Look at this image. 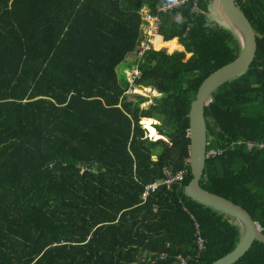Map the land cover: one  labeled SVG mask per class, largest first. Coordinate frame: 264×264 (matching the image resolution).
Here are the masks:
<instances>
[{"label": "trees", "instance_id": "obj_1", "mask_svg": "<svg viewBox=\"0 0 264 264\" xmlns=\"http://www.w3.org/2000/svg\"><path fill=\"white\" fill-rule=\"evenodd\" d=\"M170 1L0 0V264H212L237 246L238 222L184 192L191 104L240 51L233 27L216 20V0H199V14L190 1L160 16L159 35L184 50H151L138 62L136 86L161 96L126 94L139 11ZM235 4L257 49L210 94L206 151L223 153L205 160L199 184L240 205L264 234V150L244 148L264 144V0ZM234 264H264V244L255 240Z\"/></svg>", "mask_w": 264, "mask_h": 264}, {"label": "water", "instance_id": "obj_2", "mask_svg": "<svg viewBox=\"0 0 264 264\" xmlns=\"http://www.w3.org/2000/svg\"><path fill=\"white\" fill-rule=\"evenodd\" d=\"M218 14L233 27L240 41V51L235 60L210 74L200 85L189 112V167L191 179L185 186L187 197L229 214L239 224L241 237L237 246L227 255L212 264H234L258 240L264 244V234L259 224L252 221L249 214L238 204L204 190L199 180L206 160V125L204 108L211 101L210 94L222 83L233 79L247 69L254 59L257 49L256 34L246 18L238 10L235 0H216Z\"/></svg>", "mask_w": 264, "mask_h": 264}, {"label": "built area", "instance_id": "obj_3", "mask_svg": "<svg viewBox=\"0 0 264 264\" xmlns=\"http://www.w3.org/2000/svg\"><path fill=\"white\" fill-rule=\"evenodd\" d=\"M190 1L192 2V11L195 14H199L200 13L198 9L199 0H172L168 3L159 5L156 11L147 8V6H143V8L140 9L139 16L141 19V25H140L141 39L136 46V50L133 53H131L134 58L130 62L132 63V66L129 68H125L122 71L126 75L125 79L129 86L128 90L126 91V94H138V92H141L140 90L143 89L136 86V81L141 77V71L138 68V62L142 60V58L146 55L148 51L160 50V49L159 50L156 49L154 43V41L159 36L160 16L170 14L173 12V10L178 8V6L183 5ZM157 96H161V94H157ZM244 148L247 152H251L254 150H264V144H254V143L246 142L244 143ZM222 153H223L222 150H210L208 152L206 151V159L220 156ZM185 172L186 170L181 171L176 175H170V173L168 172L167 173L168 177L164 181V184L169 186L172 181H181ZM159 185L160 184L158 183L147 185L142 198L144 199L147 196L148 192L155 191L159 187ZM203 243L204 241L200 237H197L196 244L199 250H202L204 248ZM178 260L180 264H186L184 259L181 258L180 256L178 257Z\"/></svg>", "mask_w": 264, "mask_h": 264}, {"label": "rangeland", "instance_id": "obj_4", "mask_svg": "<svg viewBox=\"0 0 264 264\" xmlns=\"http://www.w3.org/2000/svg\"><path fill=\"white\" fill-rule=\"evenodd\" d=\"M215 6H216V11L218 12L217 5H215ZM215 17H216V20H217V19L221 20V18H219L218 16H215ZM224 26H225V27H228L229 24L226 22V23H224ZM174 40H175V39H174ZM175 42H176V40H175ZM172 43H173V42H172ZM172 43H170V44H172ZM168 47H169V50H170V51H173L172 48H171L169 45H167L166 48H168ZM181 47H182V46L179 45V47L176 48V49H174V50H182ZM170 48H171V49H170ZM169 50H166V51H167L168 53H171ZM188 57H189V55H186V58H188ZM133 59H134V58H133V55L130 53V54L127 55V57H126L125 60H126L127 62H131ZM120 68H122V67H118V68H117V72H119ZM123 76L126 78V75H125L124 73H123ZM146 90H147V89L143 88V89L140 90L141 92H138V94H139V95H142V96H144V97L150 98V99H151L152 97H155L156 94H157V93L155 92V90H153V89H152L153 91H146ZM150 104H151V101H147V102H145L144 104H142L141 107H142V108H145V107H147V106L150 105ZM148 123H151V122H148ZM140 125L142 126V128H143V130H144L145 128H144V126L142 125V122L140 123ZM158 125H159L158 123L153 124L154 127H155V126H158ZM156 132H157V131H156ZM157 134H158V133H157ZM146 137H147L148 139H152L151 136L148 135V134H146ZM152 140H154V139H152ZM154 141H155V140H154Z\"/></svg>", "mask_w": 264, "mask_h": 264}, {"label": "crops", "instance_id": "obj_5", "mask_svg": "<svg viewBox=\"0 0 264 264\" xmlns=\"http://www.w3.org/2000/svg\"><path fill=\"white\" fill-rule=\"evenodd\" d=\"M164 4H165V3H164ZM161 5H162V4H161ZM147 8H148V6H147ZM150 9H151V8H150ZM214 12H216V6H215V8H214ZM140 20H141V19H140ZM158 38H161V41L164 42L163 44H170V43H167L168 41H164V39H163L162 36L159 35ZM174 39L176 40L177 44L180 45V44L178 43V38H174ZM172 40H173V39H172ZM175 40H174V41H175ZM170 41H171V40H170ZM174 41H173V42H174ZM176 42H175V43H176ZM154 43H155V41H154ZM158 44H160V43H158ZM180 46H181V45H180ZM155 47H156V49L159 50V48H157L156 44H155ZM162 49L168 50V48H166V47H162V48H160V50H162ZM181 49H182V50H179V51H183V50H184L183 47H181ZM160 50H159V51H160ZM173 51H175V50L173 49ZM173 51H170V52H173ZM145 89H147L146 91H153L151 88H145ZM155 92H156L157 94H159L158 91L155 90ZM157 94H156L155 97H157ZM154 122H155L154 124L158 123V122H156V121H154ZM158 124H159V123H158ZM153 127H154V126H153ZM154 129H155V128H154ZM144 130L146 131V134H148L147 130H146V129H144ZM155 130H156V129H155ZM160 139H161V137H160ZM151 140H152V139H151ZM158 140H159V139H158ZM153 141H154V140H153ZM155 141H157V140H155Z\"/></svg>", "mask_w": 264, "mask_h": 264}, {"label": "bare ground", "instance_id": "obj_6", "mask_svg": "<svg viewBox=\"0 0 264 264\" xmlns=\"http://www.w3.org/2000/svg\"><path fill=\"white\" fill-rule=\"evenodd\" d=\"M160 30V29H159ZM158 43L157 40H155V44ZM168 43V42H167Z\"/></svg>", "mask_w": 264, "mask_h": 264}]
</instances>
